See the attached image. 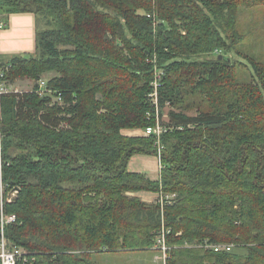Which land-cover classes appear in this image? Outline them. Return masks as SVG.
<instances>
[{"label": "trees", "instance_id": "trees-1", "mask_svg": "<svg viewBox=\"0 0 264 264\" xmlns=\"http://www.w3.org/2000/svg\"><path fill=\"white\" fill-rule=\"evenodd\" d=\"M260 5L0 0L3 18L31 12L47 26L36 55L0 60V82L35 81L0 94V216L17 215L5 234L28 250L27 264H94V252L153 248L163 225L166 264H264V62L239 50L237 28L241 11ZM160 68L159 106L179 108L152 180L128 164L158 154L156 136L122 130L156 123L147 113ZM47 71L56 75L42 84ZM142 190L176 198L162 210L129 194ZM206 241L235 248L199 246Z\"/></svg>", "mask_w": 264, "mask_h": 264}, {"label": "rangeland", "instance_id": "rangeland-1", "mask_svg": "<svg viewBox=\"0 0 264 264\" xmlns=\"http://www.w3.org/2000/svg\"><path fill=\"white\" fill-rule=\"evenodd\" d=\"M139 12L148 14L144 10H140ZM45 22L46 21L43 18H39L37 30L38 27L41 30L46 28L47 26ZM237 28L240 34L243 35V39L238 42L239 50L242 53L250 54L255 58L264 62V5L255 6L253 8L250 7L249 9L247 8L243 9L239 16V22ZM34 55H36V49L35 52L27 56L30 57ZM229 56L237 57L235 53H230ZM158 70L164 72L163 68H160ZM238 74L241 81L250 80L251 74L246 67L239 66ZM55 75H56L55 71H47L46 73L43 74L41 80L48 82V80ZM0 84H2L3 88L2 87L0 88L3 89V91H7V90L27 91L33 89L35 85V81L30 77H26V78H19L13 83L6 84L0 82ZM195 100L196 103L200 101L199 99H195ZM201 107L203 110H209L210 108L206 103H203ZM177 108L179 107L174 108V106L171 105L169 101L167 102V104L163 108L164 123L168 122L167 119H169V112L172 109H177ZM197 110L198 109H192L187 111L191 114H194L197 113ZM0 148H1V139H0ZM156 155L158 156V154ZM14 190L11 191V196L12 193H14ZM130 195L135 196L132 194ZM6 198L9 201L10 197L8 198L6 196ZM234 248H235V244H234ZM235 251L242 254H245L247 252L245 249H239V248L235 249ZM166 259L167 258L165 257V253L162 250L157 249L156 244L155 247L153 248H146L141 250H127V251L106 250V251L94 252L92 254V260L94 264H166Z\"/></svg>", "mask_w": 264, "mask_h": 264}, {"label": "crops", "instance_id": "crops-1", "mask_svg": "<svg viewBox=\"0 0 264 264\" xmlns=\"http://www.w3.org/2000/svg\"><path fill=\"white\" fill-rule=\"evenodd\" d=\"M4 16V15H3ZM7 26L0 30V60L7 61L18 55L27 56L35 52L37 42V19L34 13H10L4 18ZM122 132L126 135H143L141 128H127ZM130 172L144 174L149 179L161 178V160L156 154L139 153L131 157L128 164ZM139 196L144 202H156L158 192L142 190L130 192Z\"/></svg>", "mask_w": 264, "mask_h": 264}, {"label": "built area", "instance_id": "built-area-1", "mask_svg": "<svg viewBox=\"0 0 264 264\" xmlns=\"http://www.w3.org/2000/svg\"><path fill=\"white\" fill-rule=\"evenodd\" d=\"M7 26V23L1 19L0 17V30ZM163 71H159L157 69L156 71V79L153 81V87L154 91L150 94V98L155 104V111L154 112H148L147 116L149 118H155L156 123L154 125H150L143 129V135H155L156 140V146L158 149V157L161 160V154L164 149V144L162 142V135L168 131L169 126L166 125L163 121V108L159 106V99H158V88L160 86V78L163 76ZM2 75L1 69H0V76ZM44 84V81L41 82ZM0 87H2V84H0ZM3 88V87H2ZM3 92V89L0 88V94ZM168 120V119H167ZM161 169H162V163H161ZM3 184L1 185V188L3 190ZM17 189L14 190V193H12V196L9 198V200L12 199V197L16 194ZM3 192V191H2ZM176 198L174 194H164L159 193L158 201H160L162 205V210L164 209L165 203H171L173 199ZM17 221V215L16 214H9L4 211L1 212L0 216V260L2 264H27L32 259L29 256L28 250L23 246H18L13 244L8 237L5 234V227L8 224L14 223ZM170 232V229H167L164 225L161 229V231L156 236V247L159 250H162L165 253V257H168V251L170 247L167 246L166 243V235ZM199 246H204L205 248L212 249L214 251H232L234 248L233 244H224V243H209L206 241L203 244H200Z\"/></svg>", "mask_w": 264, "mask_h": 264}, {"label": "water", "instance_id": "water-1", "mask_svg": "<svg viewBox=\"0 0 264 264\" xmlns=\"http://www.w3.org/2000/svg\"><path fill=\"white\" fill-rule=\"evenodd\" d=\"M220 58H225L226 60L231 61V57H229V56H223V55H221Z\"/></svg>", "mask_w": 264, "mask_h": 264}]
</instances>
